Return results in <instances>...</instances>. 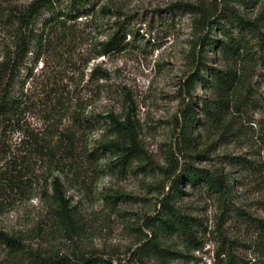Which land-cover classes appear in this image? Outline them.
<instances>
[{"label":"rangeland","instance_id":"rangeland-1","mask_svg":"<svg viewBox=\"0 0 264 264\" xmlns=\"http://www.w3.org/2000/svg\"><path fill=\"white\" fill-rule=\"evenodd\" d=\"M32 1L0 0V62L15 41L10 14ZM177 3L214 15L223 0H102L92 15L56 32L40 60L30 54L19 74L20 84L27 79L28 106L21 118L24 135L35 141L0 131V234L15 244L0 237V264L52 258L136 264L138 251L150 242L174 252L171 264H222L224 251L238 264H264L248 218L223 217L224 198L188 181L179 186L174 206L201 223L194 233L198 248L187 246L184 237L149 228L188 166L223 174L232 188L228 208L264 221V47L251 41V53L243 51L236 61L202 47L196 19L173 11ZM105 7L112 12L104 13ZM239 11L264 35V0ZM114 23L129 28L128 44L119 53L98 56ZM199 61L207 69L237 74L227 107L211 117L201 109L204 102L214 106L215 90L188 83ZM190 106L201 124L188 146L179 125ZM110 116L120 122L129 117L138 129L141 155L125 166L111 149L121 140L107 125ZM229 157L251 162L250 169L232 166ZM11 167L18 172L13 183L4 177ZM56 180L64 208L55 197Z\"/></svg>","mask_w":264,"mask_h":264},{"label":"trees","instance_id":"trees-1","mask_svg":"<svg viewBox=\"0 0 264 264\" xmlns=\"http://www.w3.org/2000/svg\"><path fill=\"white\" fill-rule=\"evenodd\" d=\"M102 0H33L22 11H15L10 14V21L16 28L14 44L8 54H4L0 62V131H13L26 133L22 114L28 106L26 103L27 94L24 93L25 82L20 84V71L29 64V56L35 55L36 62L40 60L44 52L49 49V45L53 41V35L61 30L68 29V25L77 22L83 17L92 15ZM259 0H223L222 5L217 9L216 14L211 15L207 11L190 4L177 3L172 6L173 11H184L191 14L197 21V28L202 31L201 46H207L209 49L218 50L227 55L230 60H238L243 51L251 53L250 43L264 47V35L261 34L259 28L254 23L245 20L240 13V9L253 8ZM241 7V8H240ZM104 13L112 12L111 8L105 7ZM224 23V24H222ZM113 32L100 43L98 56H109L123 51L128 44L129 28L125 23H114ZM40 27V28H38ZM112 29V28H111ZM40 32V34H39ZM217 35H222L224 40L218 39ZM253 46V45H252ZM199 68L192 75L188 83L191 86L201 83L202 87H211L217 94V100L214 106L204 102L203 111L205 116L211 117L215 112L224 110L227 107L226 100L234 91L237 84V74L231 70L221 71L219 69H207L204 62H196ZM206 72V73H205ZM206 75V77H205ZM31 76H28L30 78ZM198 111L187 107L183 110L182 120L179 125L180 135L188 146H191L193 139L192 130L201 124L198 118ZM107 122L109 128L113 129L120 141H115L111 145V149L117 150L120 156L119 162L123 166L134 158L141 155L140 141L138 129L136 125L126 118L123 122L110 116ZM28 139L35 138L31 135H24ZM24 137V138H25ZM38 143L36 142V145ZM39 145V144H38ZM228 163L232 166L240 168L241 171L250 169L251 162L241 157H229ZM5 178L9 183H13L17 178V170L7 168ZM188 181L193 187H205L208 191L218 194L224 198L221 205L224 208L222 216L226 213L239 216L243 219L248 218L249 225L257 230V243L264 253V221L252 220L241 209L232 207L228 208L227 196L232 188L227 184L223 174L215 175L213 173L204 174L193 166L182 169V173L176 176L173 185V191L162 202V212L158 217L151 220L149 228H154L168 236L179 235L185 238L187 246L198 245L195 231L201 226L198 220L185 217L180 213L174 203L179 200L181 190L179 186L182 182ZM55 197L58 199L61 207L64 208L66 201L64 200L63 191L59 181L54 182ZM1 241L7 245L15 244L12 239L0 234ZM227 242L223 241V245ZM198 248V246H197ZM223 256L222 264H238L234 256L228 251L221 254ZM136 264H147L148 259H157L158 264H171L176 259L174 252L165 250L160 247L158 242H150L144 248L138 251L136 255ZM220 257V256H219ZM40 264H98L92 260L73 262L67 258H52L42 261Z\"/></svg>","mask_w":264,"mask_h":264}]
</instances>
